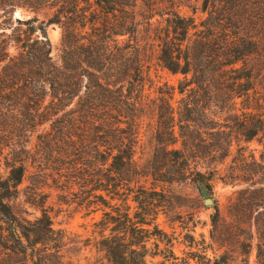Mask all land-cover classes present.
Masks as SVG:
<instances>
[{"label": "trees", "instance_id": "trees-1", "mask_svg": "<svg viewBox=\"0 0 264 264\" xmlns=\"http://www.w3.org/2000/svg\"><path fill=\"white\" fill-rule=\"evenodd\" d=\"M221 1L225 6L202 1L205 17L199 24L173 6L160 13L153 12L157 6L144 3L140 14L154 29L157 60L170 73L183 75L177 88L163 83L150 98L144 93L139 49L131 43L139 24L133 10L136 0H0L9 20L17 6L47 9L50 15L16 19L18 26H25L23 37L0 40V147L6 150L8 167L6 178H0V264H76L62 260L64 236L52 227L44 207L28 220L17 216L9 203L28 163L48 169L54 186L79 196L86 208L110 209L94 223L99 229L95 246L109 264H148V256L161 254L164 232L155 219L165 195L144 182L190 180L210 192L231 145L232 128L217 117L225 112L236 118L233 127L243 141L264 127L260 114L247 125L246 112L235 110L236 99L249 100L253 81L246 56L258 54L260 41L245 35V12L241 17L239 6H226L232 0ZM156 13L166 14L165 25H153ZM50 24L62 28L57 61L45 34ZM124 35L127 39L120 40ZM147 101L155 118V146L142 164L136 152L139 118ZM6 102L15 118L4 124ZM208 105L219 111H207ZM251 158L264 172V152L259 161ZM263 181L264 175L236 191L232 205L239 226L245 225L239 227L244 234L241 259L223 251L210 264H249L253 247L257 261L264 264ZM211 221L218 225V209Z\"/></svg>", "mask_w": 264, "mask_h": 264}, {"label": "rangeland", "instance_id": "rangeland-1", "mask_svg": "<svg viewBox=\"0 0 264 264\" xmlns=\"http://www.w3.org/2000/svg\"><path fill=\"white\" fill-rule=\"evenodd\" d=\"M202 1L136 0L133 10L135 21L139 24L135 39L131 43L139 49L143 64L144 93L148 94L150 98L156 96L157 87L163 83L177 88L183 75L172 74L162 68L157 60L159 49L158 41L154 39V29L153 27L149 29L146 26V19L140 13L146 3L148 6H157L153 12L160 13L166 12L169 6H173L172 8L181 15L193 17L195 23L199 24V21L205 17V14L200 12ZM214 4L217 7L225 6L221 0H215ZM211 6H214L213 3ZM226 6H239L238 11L240 10L241 17V13L245 12V35L251 37V41H260L258 54L246 56V67L251 71V81H253V87L249 89V100L241 102V99H236L235 110L237 114L242 111L246 112L247 125L255 121L254 114L256 113L260 114L264 123V0H232L231 3L227 2ZM46 11L47 9H41L40 12H35L17 6L9 20L8 15L3 14V10L0 9V40H7L8 37L14 38L17 35L23 37L25 26H18L16 19L27 20L33 16L38 17L39 20L47 19L50 15L46 14ZM165 17L166 14L160 16L156 13L150 21L153 25L163 26ZM45 34L51 45V56L57 61L61 54L62 28L57 24L47 25ZM119 39L126 40L127 36H119ZM13 44L8 48L10 53L14 52ZM239 64L241 65V63ZM174 94V98L178 99L177 92ZM7 105L8 102L3 104L4 108L8 110L1 117L4 124L13 122L15 118L14 113L10 112L12 106ZM206 108L212 113L219 111L214 105H208ZM152 112V107L147 101L144 105L143 115L139 118V144L136 152V157L142 164L149 159L155 146L153 138L155 118ZM217 119L221 124H227L232 128L230 129L231 145L223 163L218 165L219 171L211 182L210 192L190 180L180 183H151L150 178L146 182L143 181L147 187L152 186L165 195L164 203L159 208L155 219L158 228L164 232V235L161 236L163 241L159 243L161 254L148 256V264L163 262L164 264H210L214 255L223 251H227L237 260L241 259L239 242L243 239L244 234L239 227L242 228L244 224L240 223L241 226H239L238 219L232 214L234 212L232 205L236 201V191L248 187L253 180L264 175L259 166L252 163L251 158L254 157L259 161L261 153L264 152V127L258 136L250 141H243L239 131L234 130L233 127L238 121L236 118L227 117L224 112ZM32 137L34 139L35 134ZM5 153L6 150H2L0 147L1 179L6 178L8 174V167L4 159ZM47 174H50L48 169L28 163L27 172L17 187L18 193L9 200L14 213L21 218L34 220L41 214V208L44 207L51 218L52 227L61 231L64 236L66 243L60 251L64 262L109 264L104 253L95 246L99 229L94 226V223L101 218H106V216L103 217V212L110 209L100 207L94 211L91 207L86 208L79 196L54 186ZM237 175L240 176L239 179H237ZM206 200H211V203ZM129 204L132 208L135 205L131 201ZM216 209L219 211V222L214 227L211 219ZM108 229L109 226L105 228L104 235L108 234ZM248 262L249 264H260L257 261L254 247L249 253Z\"/></svg>", "mask_w": 264, "mask_h": 264}, {"label": "water", "instance_id": "water-1", "mask_svg": "<svg viewBox=\"0 0 264 264\" xmlns=\"http://www.w3.org/2000/svg\"><path fill=\"white\" fill-rule=\"evenodd\" d=\"M206 202L211 203V200H206Z\"/></svg>", "mask_w": 264, "mask_h": 264}]
</instances>
